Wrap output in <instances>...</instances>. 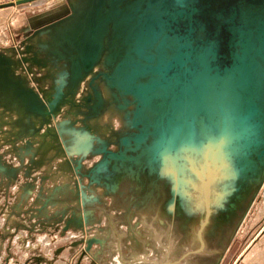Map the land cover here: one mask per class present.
<instances>
[{
	"label": "rangeland",
	"instance_id": "obj_1",
	"mask_svg": "<svg viewBox=\"0 0 264 264\" xmlns=\"http://www.w3.org/2000/svg\"><path fill=\"white\" fill-rule=\"evenodd\" d=\"M21 1L0 0V264L240 260L264 234V179L223 178L228 133L201 127L198 159L171 155L181 176L137 163L134 97L68 39L86 0Z\"/></svg>",
	"mask_w": 264,
	"mask_h": 264
},
{
	"label": "water",
	"instance_id": "obj_2",
	"mask_svg": "<svg viewBox=\"0 0 264 264\" xmlns=\"http://www.w3.org/2000/svg\"><path fill=\"white\" fill-rule=\"evenodd\" d=\"M84 8L68 39L85 51L86 68L105 54V77L134 97L150 136L134 161L151 168L165 162L181 176L176 161L201 156V127L227 134L233 116L239 157L230 161L232 182L262 178L264 0H86Z\"/></svg>",
	"mask_w": 264,
	"mask_h": 264
},
{
	"label": "crops",
	"instance_id": "obj_3",
	"mask_svg": "<svg viewBox=\"0 0 264 264\" xmlns=\"http://www.w3.org/2000/svg\"><path fill=\"white\" fill-rule=\"evenodd\" d=\"M10 36L14 38L13 34L11 33ZM261 232L264 233V228L260 230V235ZM258 234L256 235V237L258 236ZM235 264H264V234L255 242L253 241L251 246L248 249L246 248L244 252H242L240 260L238 259Z\"/></svg>",
	"mask_w": 264,
	"mask_h": 264
},
{
	"label": "bare ground",
	"instance_id": "obj_4",
	"mask_svg": "<svg viewBox=\"0 0 264 264\" xmlns=\"http://www.w3.org/2000/svg\"><path fill=\"white\" fill-rule=\"evenodd\" d=\"M110 91V90H109ZM218 101H220V105L219 106H221V108L223 107V108H226V106H228L229 107V105L227 104V99H226V97H218ZM217 101V102H218ZM214 105H215V107L217 108V103L216 102H214ZM201 120H202V118H201ZM232 121H233V123H232ZM233 125H234V117L232 116V117H230L229 118V120H228V136H226L225 137V140L223 141V142H225V143H228L229 141V143H228V145H229V149H228V151L230 152V153H233V156H237L238 155V152H237V148H235V146H234V144H233V138H234V129H233ZM235 153V154H234ZM231 169V171H229ZM232 167L230 166L229 167V165H227V162H226V166L225 167H222V170H223V172H222V175H223V178L224 177H226V178H228V177H230V176H232L233 175V171H232ZM225 174V175H224ZM264 179V176L262 177V180ZM261 180V181H262ZM259 181V180H258ZM261 181H259V182H261ZM254 184H255V182H254ZM253 184V185H254ZM256 184H258V183H256ZM255 190V189H254ZM210 193H214V191H209ZM255 192V191H254ZM214 196H216L215 195V193H214ZM230 197V196H229ZM238 196H235V198H237Z\"/></svg>",
	"mask_w": 264,
	"mask_h": 264
}]
</instances>
